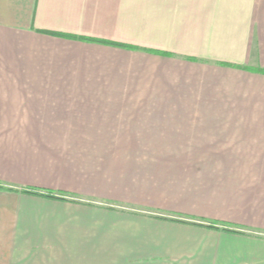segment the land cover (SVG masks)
<instances>
[{
    "label": "crops",
    "instance_id": "obj_1",
    "mask_svg": "<svg viewBox=\"0 0 264 264\" xmlns=\"http://www.w3.org/2000/svg\"><path fill=\"white\" fill-rule=\"evenodd\" d=\"M260 69L264 0H0V264H264Z\"/></svg>",
    "mask_w": 264,
    "mask_h": 264
},
{
    "label": "trees",
    "instance_id": "obj_2",
    "mask_svg": "<svg viewBox=\"0 0 264 264\" xmlns=\"http://www.w3.org/2000/svg\"><path fill=\"white\" fill-rule=\"evenodd\" d=\"M50 35L53 36H57V37H63V38H67V39H73V40H80V41H86V42H94V43H101V44H107V45H114V46H118L121 48H125V49H132V50H139V48L135 47V46H129L126 44H113L110 42H105V41H101L98 39H94V38H83V37H77V36H73V35H63V34H57V33H48ZM147 52H155V51H151V50H145ZM157 54L163 55V56H173V54L170 53H163V52H155ZM260 73L264 74V69H260L259 70ZM0 190H9V191H13L14 189L9 188V187H5L4 185L0 184ZM17 189H15L14 191H16ZM23 192L30 194V195H35V196H42V197H47V198H53V199H62L64 198V193L60 194V193H55V192H51V191H44V190H38V189H26ZM202 222H206L207 224L204 225L206 227L209 228H217L216 225H221L223 226L227 231H232V232H236L231 230V227H235L234 225L230 224V223H218V222H213V221H208L205 219H201Z\"/></svg>",
    "mask_w": 264,
    "mask_h": 264
}]
</instances>
